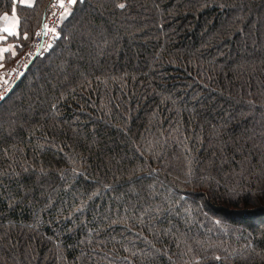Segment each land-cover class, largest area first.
I'll use <instances>...</instances> for the list:
<instances>
[{
    "label": "trees",
    "instance_id": "1",
    "mask_svg": "<svg viewBox=\"0 0 264 264\" xmlns=\"http://www.w3.org/2000/svg\"><path fill=\"white\" fill-rule=\"evenodd\" d=\"M50 45L0 103V264H264V0H79Z\"/></svg>",
    "mask_w": 264,
    "mask_h": 264
},
{
    "label": "snow or ice",
    "instance_id": "2",
    "mask_svg": "<svg viewBox=\"0 0 264 264\" xmlns=\"http://www.w3.org/2000/svg\"><path fill=\"white\" fill-rule=\"evenodd\" d=\"M59 6L61 8H63V12L61 13V18H65L67 15L70 14V6L75 5L76 3L79 2V0H57ZM16 4L22 5V6H27V7H33L35 4V0H14L13 3V7L11 10V14L9 13H4L2 19L5 22V26L0 27V33H6L7 36L0 34V41H4L7 39L8 36H12V37H19L20 36V32H19V17L17 16V9H16ZM116 8L118 9H124L126 7L125 3H117L115 5ZM44 28L47 29V31L59 35V33L57 32V29L55 27L49 28L47 24L44 25ZM47 34V33H45ZM37 35H39V33H37ZM23 38L27 39L28 38V33L25 31L23 33ZM51 45H49L50 47ZM11 51V55L13 57H15L17 55V52L15 51V48L12 45H9L8 48H3L0 47V61H2L4 59L3 57V53ZM27 66V65H26ZM4 65L2 63H0V68H3ZM0 82L4 83L5 85L8 83V81L3 78L0 77ZM6 98L5 94L0 93V101H3ZM57 107L56 103L51 104V108L55 109ZM62 151V149H61ZM25 171H27V169H25ZM41 171H44L43 169H41ZM71 171L75 174V175H82V173H79L77 168L73 167L71 169ZM58 176L61 180L65 179V170L64 169H58ZM72 185L70 183H66L65 184V188H71ZM97 193H93L92 195H96ZM92 196H89V199H91ZM87 201H82V203L80 205L76 206V210L77 211H81L83 208V205L86 204ZM11 206V205H10ZM217 223H219V221H217ZM200 259H203V257H201ZM214 259L219 261L221 260V257L219 255H214Z\"/></svg>",
    "mask_w": 264,
    "mask_h": 264
},
{
    "label": "built area",
    "instance_id": "3",
    "mask_svg": "<svg viewBox=\"0 0 264 264\" xmlns=\"http://www.w3.org/2000/svg\"><path fill=\"white\" fill-rule=\"evenodd\" d=\"M71 7L72 6H70V9ZM62 12L63 8L59 6L57 0L50 5L49 14L45 17L40 29L33 35L32 39L30 40L27 48L21 56L16 70L10 73V85L0 93H3L6 97H8L13 88L27 73L28 69L34 63V61L44 53V51L49 47L52 41L57 37L56 34L47 31V29L44 28V25L47 24L49 28L55 27L57 29V32L59 33L63 20L61 18ZM37 33H39V35H37ZM1 102L2 101H0V103Z\"/></svg>",
    "mask_w": 264,
    "mask_h": 264
},
{
    "label": "rangeland",
    "instance_id": "4",
    "mask_svg": "<svg viewBox=\"0 0 264 264\" xmlns=\"http://www.w3.org/2000/svg\"><path fill=\"white\" fill-rule=\"evenodd\" d=\"M0 34L5 35L3 33H0ZM5 36H7V35H5ZM8 37H11V36H8ZM8 37H7L6 40H8ZM16 38H18V37H16ZM5 41H3L2 43H0V45H1L0 47L6 46V48H8L9 45H12L15 48V51L17 52L16 46H15V44L13 42L6 44ZM28 44H27V46H28ZM27 46L23 49V51L20 54L17 53V55L15 57H13L11 55V51H8V52H5L4 53V64H5V68L3 70H1L2 72L0 73V76H2L3 78H5L8 81V83L5 85L4 83L0 82V92H2L5 88H7L10 85V81H11L10 73L13 72L14 70H16V67L18 66L19 61L21 59V56L24 53V51L27 48Z\"/></svg>",
    "mask_w": 264,
    "mask_h": 264
},
{
    "label": "crops",
    "instance_id": "5",
    "mask_svg": "<svg viewBox=\"0 0 264 264\" xmlns=\"http://www.w3.org/2000/svg\"><path fill=\"white\" fill-rule=\"evenodd\" d=\"M3 17V16H2ZM2 17L0 18V27H3V26H5V22H4V20L2 19ZM3 34H5V35H7L6 33H3ZM5 41V40H4ZM3 41H0V43H2ZM6 42V44H8L7 43V40L5 41ZM1 46V45H0ZM3 48H6V46H2ZM3 55V57H4V53L2 54ZM0 63H2L3 65H4V67L3 68H1L0 69V73L2 72L1 70H3L4 68H5V64H4V59L2 60V61H0ZM0 77H2V76H0Z\"/></svg>",
    "mask_w": 264,
    "mask_h": 264
}]
</instances>
